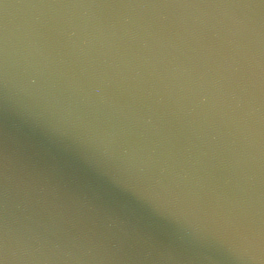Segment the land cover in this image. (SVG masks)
<instances>
[{
	"label": "water",
	"instance_id": "95a60500",
	"mask_svg": "<svg viewBox=\"0 0 264 264\" xmlns=\"http://www.w3.org/2000/svg\"><path fill=\"white\" fill-rule=\"evenodd\" d=\"M7 264H264V4L0 0Z\"/></svg>",
	"mask_w": 264,
	"mask_h": 264
},
{
	"label": "snow or ice",
	"instance_id": "6c2138e0",
	"mask_svg": "<svg viewBox=\"0 0 264 264\" xmlns=\"http://www.w3.org/2000/svg\"><path fill=\"white\" fill-rule=\"evenodd\" d=\"M261 4H264V0H259ZM0 264H7L6 256L0 255Z\"/></svg>",
	"mask_w": 264,
	"mask_h": 264
}]
</instances>
